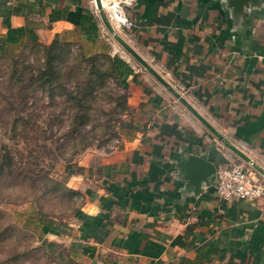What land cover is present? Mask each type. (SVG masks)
Wrapping results in <instances>:
<instances>
[{
    "label": "crops",
    "instance_id": "crops-1",
    "mask_svg": "<svg viewBox=\"0 0 264 264\" xmlns=\"http://www.w3.org/2000/svg\"><path fill=\"white\" fill-rule=\"evenodd\" d=\"M112 3L119 36L264 168V19L239 40L219 1ZM9 29L89 56L113 48L95 0H0V40ZM111 58L127 93L128 125L113 147L79 164L81 203L72 219L44 222L37 239L56 264H264V198L225 201L214 177L195 194L176 168L189 155L216 169L239 159L132 57Z\"/></svg>",
    "mask_w": 264,
    "mask_h": 264
},
{
    "label": "rangeland",
    "instance_id": "rangeland-1",
    "mask_svg": "<svg viewBox=\"0 0 264 264\" xmlns=\"http://www.w3.org/2000/svg\"><path fill=\"white\" fill-rule=\"evenodd\" d=\"M110 41L111 54L97 58L61 42L0 54V264H56L37 239L41 220L72 219L79 164L113 147L128 125L111 57L132 58Z\"/></svg>",
    "mask_w": 264,
    "mask_h": 264
},
{
    "label": "water",
    "instance_id": "water-1",
    "mask_svg": "<svg viewBox=\"0 0 264 264\" xmlns=\"http://www.w3.org/2000/svg\"><path fill=\"white\" fill-rule=\"evenodd\" d=\"M221 3L223 11L231 21V32L241 40L250 34L254 28L256 19H264V0H214ZM101 21L115 42L123 48L141 67H143L168 93L176 99L197 121H199L209 133L215 137L237 159L242 161L264 179V168L252 160L240 148L231 143L221 134L184 96H182L166 79H164L145 59L137 53L116 32L108 18L102 0H95ZM176 168L186 182L187 191L195 194L201 193L203 184L211 185L216 174V166L211 161L197 155L182 157Z\"/></svg>",
    "mask_w": 264,
    "mask_h": 264
},
{
    "label": "built area",
    "instance_id": "built-area-1",
    "mask_svg": "<svg viewBox=\"0 0 264 264\" xmlns=\"http://www.w3.org/2000/svg\"><path fill=\"white\" fill-rule=\"evenodd\" d=\"M253 171L242 162L216 169L215 190L225 201L255 202L264 198V181L253 177Z\"/></svg>",
    "mask_w": 264,
    "mask_h": 264
},
{
    "label": "trees",
    "instance_id": "trees-1",
    "mask_svg": "<svg viewBox=\"0 0 264 264\" xmlns=\"http://www.w3.org/2000/svg\"><path fill=\"white\" fill-rule=\"evenodd\" d=\"M29 42L36 43L37 41L27 40L24 29H9L7 36L3 40H0V54H5L8 52H13V51L22 49L23 47H26L29 44ZM60 42L61 41L59 40H55L52 42L51 46H48V47L45 46V48H47L48 50L52 49L53 47H57ZM61 43H64V42H61ZM90 57L97 58V55L90 56ZM41 221L43 223L47 222L44 220H41Z\"/></svg>",
    "mask_w": 264,
    "mask_h": 264
},
{
    "label": "bare ground",
    "instance_id": "bare-ground-1",
    "mask_svg": "<svg viewBox=\"0 0 264 264\" xmlns=\"http://www.w3.org/2000/svg\"><path fill=\"white\" fill-rule=\"evenodd\" d=\"M104 9L111 15V22L113 25L118 24L121 21V17L118 14V5L112 3V0H102Z\"/></svg>",
    "mask_w": 264,
    "mask_h": 264
}]
</instances>
